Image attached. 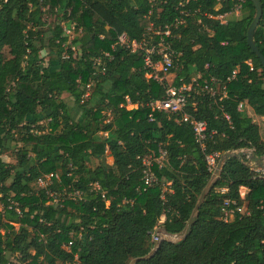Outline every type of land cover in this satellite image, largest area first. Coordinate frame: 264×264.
<instances>
[{"label":"trees","instance_id":"obj_1","mask_svg":"<svg viewBox=\"0 0 264 264\" xmlns=\"http://www.w3.org/2000/svg\"><path fill=\"white\" fill-rule=\"evenodd\" d=\"M148 1L0 0V155L8 150L7 140L16 149V163L0 159V264H264V176L249 169L241 153L224 163L189 234L177 243L162 241L144 259L162 217L169 234L185 228L211 176L206 155L251 150L254 158L264 156L258 126L237 110L245 103L264 117V70L246 37L255 16L251 0L226 25L204 14L222 15L234 0L189 2L187 8L199 13L172 30L178 54L172 84L146 79L141 53L111 49L122 33L141 41L150 19L162 28L181 17L182 0H154L159 12L148 19ZM259 3L262 16L253 39L264 56V0ZM46 14L54 15L52 26ZM72 26L69 39L63 28ZM104 53L112 58L93 76V61ZM234 70L225 98L188 99L185 113L207 124L203 148L180 114L148 107L168 87L179 88L197 75L223 82ZM90 79V97L81 103ZM64 94L78 117H72ZM159 149L166 153L162 165L152 167L159 184L143 190L141 158ZM55 172L60 184L51 188L78 190L81 201L54 207L45 190L33 189L36 179ZM241 188L247 190L243 198ZM226 200L244 212L224 222ZM71 239L67 252L63 245Z\"/></svg>","mask_w":264,"mask_h":264},{"label":"built area","instance_id":"obj_2","mask_svg":"<svg viewBox=\"0 0 264 264\" xmlns=\"http://www.w3.org/2000/svg\"><path fill=\"white\" fill-rule=\"evenodd\" d=\"M190 1L194 0H182L179 3V7L182 8L180 10L181 17L176 19L172 24H166L162 28L155 25L153 21H151V16L154 12L158 13L159 10L156 9V3L154 0H149L148 3L150 5L149 11L147 13V18L150 19V23L146 29V33L141 41H130L126 34L122 33L117 35L115 44L112 45L111 49L114 51L116 47H120L129 51L131 54L141 53L142 55V63L143 68L145 69V77L146 79H151L159 84L166 83V79L170 74V70L175 68V62L177 60L178 54L172 49L171 39L173 38L172 30L177 29L179 25L185 23V18L191 16L193 14L199 13V9L191 10L187 8V5ZM235 4L228 12L218 15L212 16L210 14H204L205 17L219 21L221 25H226L228 21L232 17H239L245 5V0H234ZM200 22H198L199 24ZM74 27L71 28H63L65 35L71 38ZM264 35V31H263ZM70 42H68V45ZM71 50H74L71 47ZM111 55L109 53H104L102 57H99L93 61V69L95 76L98 73L104 72L105 61L111 60ZM246 64L250 67L252 71V65L250 61L246 62ZM238 71L234 70L231 72L228 78L225 81L221 82L215 78H210L209 80H201L200 76L192 78L191 81L187 84L182 85L179 88L168 87L165 92V96L156 101H152L148 104L151 112H163L166 114H180L183 122H189L195 142L199 144L203 148L204 141L207 136V124L204 121H194L189 118V116L185 113V108L188 103V99L192 94H205L210 98H218L223 99L227 95V83L235 80ZM94 85V80L90 79L89 83L85 86V92L81 98V103L86 101L91 94L92 87ZM127 106L130 107L129 100L126 99ZM245 103H240L237 107L238 111H243ZM221 155L217 152L210 153L205 156V162L207 171L212 174L216 168L219 157ZM166 153L162 149L158 150V154H154L153 152L143 156L141 158V175L143 182V190L147 188H152L159 184V181L156 179L152 167L154 164L162 165L165 161ZM254 172L260 173L264 176V171L255 170ZM54 183L60 184V174L58 172L49 173L43 175L36 179L35 185L38 190L43 189L46 191L47 196L50 198V201L47 204L53 205L54 207L61 206L64 201H73L78 203L82 200V193L78 190L66 192V190H56L54 191L51 187ZM92 189L95 191L99 190V186L94 184L92 185ZM221 191H225L224 189ZM104 198V195H101ZM242 198V197H241ZM244 212V208L242 206H238L235 201L226 200L221 208V218L224 222L231 220L235 214H242ZM164 222V217H162L157 226L151 232V238L153 247L155 249L156 245L162 241V236L157 233L159 228H162V224ZM81 233L76 235L75 239H80ZM74 239H71L70 242L63 245V248L69 252ZM76 258V257H75Z\"/></svg>","mask_w":264,"mask_h":264},{"label":"water","instance_id":"obj_3","mask_svg":"<svg viewBox=\"0 0 264 264\" xmlns=\"http://www.w3.org/2000/svg\"><path fill=\"white\" fill-rule=\"evenodd\" d=\"M254 8H255V16L253 18V21L251 22L248 30H247V45L248 47L254 52L256 58L259 60L260 65L262 67V69L264 70V56L261 54V52L258 50L257 46L255 45L253 36H254V32L256 30V28L259 26L260 20H261V16H262V10H261V6L259 3V0H251ZM239 155V153H236L235 151H230V152H226L224 154H222L219 157L218 163L216 165L215 170L213 171V173L211 174L209 181L207 183V185L205 186V188L203 189V191L201 192L200 196L198 197V200L195 204V207L192 211V214L190 216V219L188 220L185 228L177 233V234H169L167 233L164 228H160L157 233H159L162 236V241L165 242H169V243H177L179 241H181L182 239H184L190 232L192 225L194 223V221L196 220V217L198 215L199 209L202 205V203L204 202L205 197L207 196V194L210 192V190L213 188L214 184L216 183V181L220 178L221 175V171L223 168L224 163L226 162V160H228L231 157H237ZM243 155V154H242ZM251 161L253 162L252 164H247L248 168L251 169L252 171L258 170V171H264V156L261 158H254L251 157ZM160 241L159 244L162 242ZM159 244L156 245L155 249H152L150 251V253L144 257V259H148L151 256H153V254L155 253V251L157 250ZM136 260L131 261L130 264H135Z\"/></svg>","mask_w":264,"mask_h":264},{"label":"rangeland","instance_id":"obj_4","mask_svg":"<svg viewBox=\"0 0 264 264\" xmlns=\"http://www.w3.org/2000/svg\"><path fill=\"white\" fill-rule=\"evenodd\" d=\"M44 21L46 22L47 25L49 26H52L53 23H54V15H51V14H46L44 15L43 17ZM46 28V27H45ZM43 57L46 58L47 60V57H46V54L45 52L42 54ZM173 79H174V74H169L167 79H166V83L167 84H172L173 82ZM63 100L70 106L71 109H74V105L72 103V100L71 98L64 94L63 95ZM243 109H246V106L244 105ZM255 118V117H254ZM255 119H257V124L258 126L260 127L261 131V138L264 140V118H259V117H256ZM42 124L44 125L45 123L42 122ZM13 145L12 142H10V140H7V151L4 152L3 154L0 155V159L6 163H16L15 162V152H16V149H12L10 148L11 146ZM20 144H17V146H19ZM236 153H243V157H244V160H246V163L250 164V159L251 157L253 156L252 155V151L251 150H241V151H235ZM108 158V157H107ZM106 158V162L109 164L110 160ZM98 162L97 161H92L91 163V166H95ZM33 189L34 190H38L37 186L34 184L33 185ZM247 190L244 189V188H241L240 189V197H244V195L246 194ZM16 226V225H15Z\"/></svg>","mask_w":264,"mask_h":264},{"label":"crops","instance_id":"obj_5","mask_svg":"<svg viewBox=\"0 0 264 264\" xmlns=\"http://www.w3.org/2000/svg\"><path fill=\"white\" fill-rule=\"evenodd\" d=\"M245 106H246V109H243V112L247 115V117H249L250 119H251V121H252V123H254V124H256L257 126H258V122H257V119H255L256 117H259V118H264V117H261V116H257V115H255L254 113H253V111H252V109L247 105V104H245ZM71 115H72V117H78L79 116V111L77 110V109H71ZM255 117V118H254ZM257 122V123H256ZM258 128H259V132L261 131V129H260V127L258 126ZM260 136H261V133H260ZM241 154H243V153H241ZM107 159H109L110 160V162L109 163H111L112 162V159H111V157H109L108 156V158ZM253 162L251 161V159H250V164H252ZM248 164V163H247ZM160 229V228H159Z\"/></svg>","mask_w":264,"mask_h":264}]
</instances>
